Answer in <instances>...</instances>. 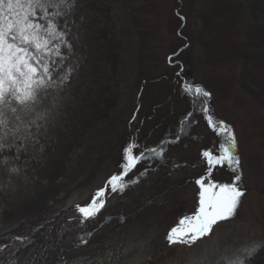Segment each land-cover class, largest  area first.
Listing matches in <instances>:
<instances>
[{
	"label": "trees",
	"instance_id": "trees-1",
	"mask_svg": "<svg viewBox=\"0 0 264 264\" xmlns=\"http://www.w3.org/2000/svg\"><path fill=\"white\" fill-rule=\"evenodd\" d=\"M179 1L184 7L180 12H172L169 26L179 32L186 22V29L198 23L195 38L201 46V56L193 59L187 54L190 47L183 48L187 42L178 44L176 52L172 51L168 57L155 56L152 50L156 49L153 46L156 42L152 41L160 37L165 25L160 19L161 3L156 0L131 2L133 24L142 44L138 60V106L116 138L108 143L98 142L102 148L89 162L85 174L86 154L97 141L98 128L121 106L119 95L109 83L124 78L127 58L116 7L99 9L93 0L85 3L70 0L64 9L68 15L59 18L66 21L67 28L61 31L67 32L68 42L56 40L69 49L65 58L70 64L60 80L53 75L48 77L60 82L58 89L51 90L59 96V107L47 124V131L39 133L38 141H29L33 150H26L23 158L16 160L24 171L16 177L17 183L10 192L2 191L4 195H0V199L5 204H0V218L7 209L37 196L41 183L70 181V185L57 193L50 207L38 217H26L24 222L3 226L0 264H96L100 259L112 260L113 252L146 229L167 230L166 225L175 213L183 190L193 180L190 172L195 170L197 162L202 163L199 160L201 131L203 125H212L210 116L219 124L226 123L236 130L242 163H245L246 173L254 179L251 187L264 196V0ZM92 9L108 15L104 27L100 26L99 18L89 19ZM192 9L197 12V20L194 12L191 14ZM74 23H77V32L74 39H70L68 25ZM192 34L187 35L192 41L191 47L195 48ZM224 40L228 41L231 53L220 49L219 44ZM75 41L85 53L91 51L96 58L92 60L91 55L78 53ZM85 42L89 46H85ZM173 54H177L175 63L171 60ZM84 65L91 74L87 87H102L104 79L108 84L96 98L88 91L85 104L92 112L74 121L70 119L69 110L58 111L61 106L71 104L65 94L71 79L66 80V77L81 71ZM110 66L112 72L106 73ZM201 87L211 91L213 96L201 95L198 91ZM57 115L63 119H58ZM178 118L181 124L174 125ZM226 129L221 131L224 136ZM72 131L83 133L64 144L59 153L51 154L49 144L43 143V138L59 140L61 134ZM134 144L137 155H146V158L128 180L139 182L131 183L127 192H115L110 181L126 171L128 149ZM25 154L28 156L24 157ZM7 178L5 171L3 180L6 182ZM93 185L97 188L93 189L88 203L73 202L77 193ZM105 188L109 189L110 203L99 217L88 219L85 215L71 214L80 205L89 206ZM147 253L138 264H163L170 257L168 248L155 250L152 245L145 248L144 254ZM242 254L245 250L240 252ZM248 255L249 264H264V251ZM123 262L124 259H115L111 264Z\"/></svg>",
	"mask_w": 264,
	"mask_h": 264
},
{
	"label": "rangeland",
	"instance_id": "rangeland-1",
	"mask_svg": "<svg viewBox=\"0 0 264 264\" xmlns=\"http://www.w3.org/2000/svg\"><path fill=\"white\" fill-rule=\"evenodd\" d=\"M82 2H88V0H80ZM97 6L102 9H105L107 6L116 7V18L119 24V33L122 38V42L125 45L124 52L127 58V64L125 66V76L122 79L119 77L117 81L109 83L111 87L114 88V91L119 95V100H121V106L113 116L104 122L97 131V141L91 145L86 154V161L84 163V173H87L89 162L96 158L99 154L102 145L98 142L108 143L110 140L116 138L118 134L124 130L125 122H127L132 116L133 112L137 109L138 100L140 96V90L138 86V60L139 54L142 48L141 40L139 34L135 30L132 14L133 7L131 2L134 0H93ZM161 3V15L160 19L165 22L163 32L160 37L152 42H156L153 46L156 49H153V53L158 58H164L170 56L172 51L178 49V44H187L183 47L187 50V54L190 53V56L193 59H197L201 56V46L196 42L198 36L197 31H199V24L195 23L194 27L186 29L187 22L182 27L179 32L173 31L169 26L170 16L174 11H180L184 7V4L181 5L178 3L179 0H156ZM183 1V0H182ZM200 2V1H199ZM139 3V2H138ZM142 7L149 6L141 4ZM154 7V6H153ZM155 8V7H154ZM194 10H191V14ZM197 12L193 14L195 20ZM99 18L102 24L100 26L104 27L106 21L108 20V15L101 13L97 9H92L89 12V19ZM61 24V29H66L67 24L65 20H59ZM48 23V21H45ZM71 30H70V29ZM187 31H186V30ZM68 31H70V39H74L75 33L77 32V23L69 24ZM196 32L194 34V32ZM190 32L192 34V39L195 41V48L191 47L192 41L187 34ZM93 34H90V37H93ZM183 41H182V40ZM75 43L76 51L80 54L91 55L92 60L96 58V55H92L91 51H85L82 49L81 45L77 41ZM97 41H95L96 45ZM59 44L58 41L53 44V49L56 51H62L63 56L55 55V52L51 56L53 62V77L56 80H60L64 73L67 71L69 66V60L66 62V55H69V49L67 46H62V49H57L56 45ZM85 46H89L88 43H84ZM220 49L224 50L226 54L231 53L228 48V41L220 42ZM92 50L95 49V46L92 45ZM180 47V46H179ZM177 54L171 56L174 58ZM197 70L199 69L197 64ZM166 69V66L164 67ZM80 72V74L78 73ZM75 74L71 75V80L65 88L66 97L70 100V105L64 107L61 106L58 112H66L69 110V116L71 120L78 121L91 114L92 109L89 105L85 104V101L88 98V91L92 92L91 97L96 98L98 92L102 87L107 86L108 80H103L102 87L100 85H95L93 87H87L90 84L91 74L86 65L82 66L81 71H78ZM112 67L110 66L107 69L106 73H111ZM191 75L194 79V73ZM120 81L123 82V85H119ZM112 95L109 94V97ZM58 119H63L61 115H57ZM181 119H176L173 124H181ZM46 125L43 129L37 127L35 131L37 133H45L47 131ZM137 128V127H136ZM135 128V129H136ZM173 128V127H172ZM173 129H170L172 131ZM213 127L211 124H205L202 126L201 137L203 141L201 142L200 147V158L202 160L201 165L197 162V167L195 170L190 172V176L193 177L192 182L183 190L178 204L176 205L175 213L169 220L166 225L167 230L165 229H146L140 236L128 239L121 248L117 249L112 253V260H102L97 261L96 264H111L115 259L118 261L124 259L125 262L122 264H138L143 257L146 258L148 253L145 255V248H148L149 245H152L153 249L163 250L168 248L170 250L169 259L163 264H229L230 258L240 257V252L242 250L248 249L250 246L257 244H264V196L253 191L251 184L254 179L246 173L245 163L243 167L244 180L241 183L247 188V195L244 197V203L240 210L239 216L235 220L224 222L221 226L218 227L214 236L202 240L195 247L188 245L178 244L173 246L169 236L171 232L178 226H181L183 220L187 217L194 216L199 213V210L202 206L203 199V186L200 184V180L207 177L206 183L211 184L215 180L219 184H233L236 183L240 175L239 171L231 163L225 165L217 166L215 173L210 171L211 164L209 158L206 156L208 151H212L216 155H224L222 149L226 143H228L230 137L228 135V129L225 130V136L223 133ZM83 132L72 131L68 133L61 134L59 140L52 138H43V143L49 144V152L51 154L59 153L62 150V146L73 141L77 138L78 134ZM237 139L239 141V135L237 134ZM58 140V141H57ZM240 145V143H239ZM239 152H242V149L239 147ZM1 155H12L16 156V151L9 152H0ZM28 154H25L24 157H27ZM196 162V161H195ZM78 174V173H77ZM70 185V181L59 182L53 184H39L38 191L39 194L31 199L25 200L18 205H15L14 208L7 209L4 212L2 218H0V232L6 224H14L16 222H24L26 217H38L45 209L50 207L52 200L55 198L57 193L62 191L66 186ZM97 188V185L86 187V189L81 190L74 197L73 202L75 203H88L90 197L92 196L93 189ZM0 195H4L0 191ZM95 200L92 201V203ZM14 202V201H13ZM15 203V202H14ZM91 203V204H92ZM90 204V205H91ZM84 207L80 205L79 207L74 208L71 211V214L75 216L85 215L81 208ZM88 207V206H86ZM145 255V256H144Z\"/></svg>",
	"mask_w": 264,
	"mask_h": 264
},
{
	"label": "snow or ice",
	"instance_id": "snow-or-ice-1",
	"mask_svg": "<svg viewBox=\"0 0 264 264\" xmlns=\"http://www.w3.org/2000/svg\"><path fill=\"white\" fill-rule=\"evenodd\" d=\"M69 4L70 0H0V152L16 151L15 157L0 156V191L8 193L16 185V177L24 171L16 160L22 159L26 150H33L29 141L40 138L35 128L43 129L59 107V96L51 90L58 89L60 82L48 77L54 75L53 53L64 55L53 49V44L57 39L68 42V34L61 31L59 18L68 15L64 9ZM62 46L57 44L56 48L62 49ZM70 79V75L66 77ZM198 91L201 95L213 96L203 87ZM208 111L211 113L212 108ZM210 119L213 127H219L222 132L228 128L230 137L222 149L224 155L206 153L212 166L210 171L215 173L217 166L231 163L240 175L233 184H219L215 180L208 184L207 177L200 180L204 188L202 206L198 214L185 218L181 226L171 232L169 239L173 246L195 247L214 236L219 226L239 216L247 195V188L241 183L244 175L237 132L226 123L219 124L211 116ZM154 151L163 155L159 150ZM145 158L146 155H137L135 144L128 149L126 171L110 181L115 192H127L131 183L139 182L129 181L128 177ZM5 171L8 172L6 182L3 180ZM109 203V189L105 188L81 211L88 219L99 217ZM0 204L5 202L0 199ZM259 251H264V244L250 246L245 254L230 258L229 264H249L248 254L255 256Z\"/></svg>",
	"mask_w": 264,
	"mask_h": 264
},
{
	"label": "flooded vegetation",
	"instance_id": "flooded-vegetation-1",
	"mask_svg": "<svg viewBox=\"0 0 264 264\" xmlns=\"http://www.w3.org/2000/svg\"><path fill=\"white\" fill-rule=\"evenodd\" d=\"M172 59H174V58H172Z\"/></svg>",
	"mask_w": 264,
	"mask_h": 264
}]
</instances>
